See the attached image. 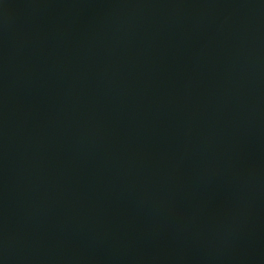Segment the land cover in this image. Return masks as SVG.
I'll return each instance as SVG.
<instances>
[{"label":"water","instance_id":"1","mask_svg":"<svg viewBox=\"0 0 264 264\" xmlns=\"http://www.w3.org/2000/svg\"><path fill=\"white\" fill-rule=\"evenodd\" d=\"M0 264H264V0H0Z\"/></svg>","mask_w":264,"mask_h":264}]
</instances>
